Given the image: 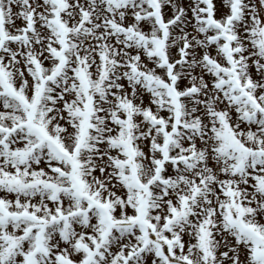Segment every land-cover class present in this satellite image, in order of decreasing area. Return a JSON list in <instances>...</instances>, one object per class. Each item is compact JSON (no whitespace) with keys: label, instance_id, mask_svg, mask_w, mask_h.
<instances>
[{"label":"snow or ice","instance_id":"6c2138e0","mask_svg":"<svg viewBox=\"0 0 264 264\" xmlns=\"http://www.w3.org/2000/svg\"><path fill=\"white\" fill-rule=\"evenodd\" d=\"M0 264H264V0H0Z\"/></svg>","mask_w":264,"mask_h":264}]
</instances>
